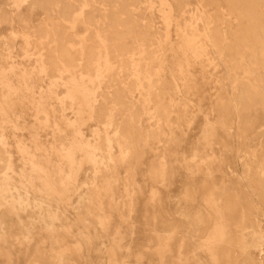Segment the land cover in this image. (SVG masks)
Segmentation results:
<instances>
[{
	"label": "rangeland",
	"instance_id": "374dc122",
	"mask_svg": "<svg viewBox=\"0 0 264 264\" xmlns=\"http://www.w3.org/2000/svg\"><path fill=\"white\" fill-rule=\"evenodd\" d=\"M249 1L252 22L238 21L240 26L224 0H139L133 5L134 25L146 41L157 44L145 46L143 61L154 73L162 66L151 83L159 108L133 94L141 116L132 134L137 150L123 158L114 146L113 164L104 170L101 150L95 163L80 151L71 160L60 155L63 138L52 116L39 125L31 110L11 108L6 114L1 109L2 102L32 90L33 97L49 92L50 107L67 108L71 77L74 71L75 77L85 72L84 54L96 37L81 17L49 10L45 0H0V264H264V71L237 56L236 76L256 85L260 100L245 104L240 119L232 113L222 122L215 103L234 55L225 51L222 60L216 59L202 37V23L208 20L228 21L233 30L254 25L259 57L264 0ZM179 31H195L209 56L190 63L188 75L178 67L184 60ZM167 35L174 51L164 48ZM60 37L76 63L70 72L58 61ZM250 67L252 77L244 71ZM130 79L104 73L99 100L108 97L111 106L113 93ZM94 91L85 85L87 96ZM79 127L84 141L92 143L115 135L85 112ZM33 158L43 172L33 167Z\"/></svg>",
	"mask_w": 264,
	"mask_h": 264
},
{
	"label": "bare ground",
	"instance_id": "6f19581e",
	"mask_svg": "<svg viewBox=\"0 0 264 264\" xmlns=\"http://www.w3.org/2000/svg\"><path fill=\"white\" fill-rule=\"evenodd\" d=\"M87 1L88 0H45L44 2L45 8L57 10V12L63 16H73L74 18L81 17L82 20L86 21V25L88 26L86 29L97 39L95 46H87V50L85 51V72L75 77L73 75L77 72L74 71L71 77L69 106L67 108H52L50 107L52 97L49 92L43 93L40 91L37 97H33L35 93L32 90L33 88H31L32 92L23 98L4 103L1 101V109L4 113L10 111L11 108H18L23 112L31 110L35 122L39 125H46L50 122V116H52L54 130L63 138L60 145L62 148L58 151L61 156L63 155L71 160L74 155L80 151L88 157L89 161L95 163L96 151L101 150L106 157L102 168L107 170V168L111 167L113 164L112 149L114 146L117 147L123 158H125L130 151L137 150L138 145L136 147L134 144L132 134L135 131L134 126L140 128L141 116L133 103V94L136 93L139 95L143 99L145 105L152 100L157 110L159 108L157 95L154 92L155 90L152 89L151 83L153 75L159 74L162 66L160 65L158 69L159 72L154 73L151 71V67L145 65L143 61V54L146 51V47L149 49L157 44L155 42L146 41L139 26L134 25L132 21V7L134 4L138 3L139 0H92L89 10L91 14H89V17L85 18L87 15L85 8L89 6ZM224 3L225 9L229 15L238 16V19H235V21H237L239 26L241 24H239L238 21L243 22L244 19L251 24L253 9L249 0H224ZM240 10H243V13H240ZM94 12L99 14L100 21L96 22ZM242 16L246 18H242L243 20L239 19V17L241 18ZM202 24L205 30L202 37L210 44L216 59L222 60L221 54L225 51L232 52L234 55V58L229 60V68H227L228 70L225 73L226 87H223L220 95L217 97L215 110L222 122L227 123L230 121L232 113L237 119H240L241 108L245 104H252L258 102L260 99L259 92H257V89L255 90L256 85L252 87L246 81L239 80V77L236 76V70L240 67L238 66L239 62L237 56L240 57L239 59L241 61L245 58L248 59L247 61H249L252 66H258V70L263 69L264 71V44H259L260 56L256 57V53L254 52L256 43L254 33L256 28L254 25L233 30L228 26V21L219 18L216 20L204 21ZM225 25L227 29L224 31L223 27ZM177 34H180V37L177 35L179 52L184 59L183 61L178 60V67L188 75L191 66L190 63H196L200 61L202 57L208 58L209 56H205L206 50L204 48V43H201L195 31L191 33L179 31ZM163 42L165 44L164 48H169V51H174L175 47H173L168 35L165 36ZM132 44L137 46L136 53L132 50ZM57 46L59 47L58 61L66 63L67 69L65 71L70 72L76 67L72 51L67 47L65 40L61 37L58 39ZM206 49H208V47H206ZM223 63L226 66V61H223ZM55 65L56 64H54V66ZM252 69L254 68L252 67ZM252 69L250 67L244 71L247 75H250L253 73ZM131 70L133 72H131ZM114 72L126 75L132 79H130L126 88L113 93V104L108 106L106 102L108 97L103 101L99 100V88L102 83L103 74L105 73L109 76ZM256 74H254L255 77L257 76ZM258 78H260V76ZM258 78L257 80H259ZM86 84H90L93 86V89H95L92 97L87 96L84 92ZM18 92L20 93V90H18ZM75 107L78 108V111L76 113L71 112ZM67 110L70 111L68 112ZM82 112L87 113L88 119L92 121L95 120L110 129L112 128L115 131V135L111 138L108 134H105L102 138L96 139L93 143L89 140L84 141L82 130L79 127V120ZM0 113H2L1 110ZM70 114H73L74 117H70ZM118 117L121 118L120 121ZM66 132L69 133V138H65V140L62 134L65 135ZM1 163L0 165H2ZM31 164H33V167L38 172H43L42 165L39 164L35 158L31 160ZM44 179L46 178L44 177ZM23 197L25 198V196Z\"/></svg>",
	"mask_w": 264,
	"mask_h": 264
}]
</instances>
